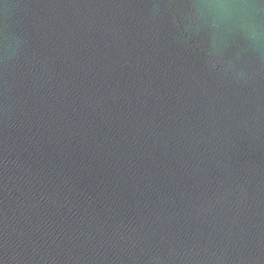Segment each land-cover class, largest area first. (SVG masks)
<instances>
[{
	"label": "water",
	"instance_id": "water-1",
	"mask_svg": "<svg viewBox=\"0 0 264 264\" xmlns=\"http://www.w3.org/2000/svg\"><path fill=\"white\" fill-rule=\"evenodd\" d=\"M197 3L0 0V264H264V38Z\"/></svg>",
	"mask_w": 264,
	"mask_h": 264
},
{
	"label": "clouds",
	"instance_id": "clouds-1",
	"mask_svg": "<svg viewBox=\"0 0 264 264\" xmlns=\"http://www.w3.org/2000/svg\"><path fill=\"white\" fill-rule=\"evenodd\" d=\"M252 6L245 0H198L197 11L207 18L210 25L216 26L221 23L236 22L246 27L248 36L254 42L264 38V33L257 26L247 20V13ZM4 58L8 62L7 49H4ZM244 73L235 78L240 80Z\"/></svg>",
	"mask_w": 264,
	"mask_h": 264
}]
</instances>
